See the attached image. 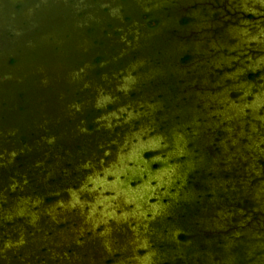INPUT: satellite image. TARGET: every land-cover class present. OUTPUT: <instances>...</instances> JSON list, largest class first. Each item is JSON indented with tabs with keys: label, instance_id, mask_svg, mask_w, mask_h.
I'll list each match as a JSON object with an SVG mask.
<instances>
[{
	"label": "rangeland",
	"instance_id": "obj_1",
	"mask_svg": "<svg viewBox=\"0 0 264 264\" xmlns=\"http://www.w3.org/2000/svg\"><path fill=\"white\" fill-rule=\"evenodd\" d=\"M8 28L19 42L0 43V253L31 238L33 257L0 264L75 263L58 247L69 221L45 214L94 223L74 246L102 235L87 213L111 197L124 232L100 264H264V0H0ZM114 173L133 195L96 182ZM86 246L97 261L103 246Z\"/></svg>",
	"mask_w": 264,
	"mask_h": 264
},
{
	"label": "water",
	"instance_id": "obj_2",
	"mask_svg": "<svg viewBox=\"0 0 264 264\" xmlns=\"http://www.w3.org/2000/svg\"><path fill=\"white\" fill-rule=\"evenodd\" d=\"M138 152H141V150H139ZM138 157H139V154H136L134 156L128 157V160L132 164L142 163V161L138 160ZM120 159L125 160L126 158H120ZM156 166H158V169L160 171L164 168H168V166L166 164H164L163 162L158 163ZM127 172H128V170H127ZM118 175H121V174L120 173H114V179L115 180H114V182H111V183H105L103 180H98L96 182L100 185L107 187L108 189H113V190H115V188L117 186L121 191L122 190L126 191V195H133V193L127 188L126 184L120 185V181L117 179ZM134 175H135V173L132 174V177L130 179H132L134 177ZM155 180L157 181L156 178H155ZM98 184H96V185H98ZM96 185L94 184V186H96ZM112 199H113L112 197L106 199L105 204H97V206H99V209L97 211H93L92 208L95 204L92 205L91 206L92 210H89L87 213V215H88L87 217L92 216V218H96L95 223H98L100 225V227L102 228V230H103V232L101 233L102 235H94V234L87 235V237L85 239L82 238L81 241H79V243L75 242L74 246H72V244L69 241L71 240L73 242V239L82 236L83 234H85V232L87 230L90 231V229H91V233H93L92 228L94 227V225H93L94 223L91 224V222H89L90 221L89 218L87 219V221H85V219L80 220L76 215L74 216V214H71V212H67L63 209H61L62 211L60 214H58V212L56 210H51L50 213L45 214L47 216L51 215L52 220L57 219V218H61L63 220H66V222L69 221V225L67 222L66 230L61 233L64 235H61V234H57V235L65 236L64 238L60 237L59 242L61 240H64V241L68 240L62 245V247L61 246H58V247L64 248L66 246H68V247L71 246V248H73V250H74L73 253H71V255H70V256H73V260L75 259V257L79 256L78 260L76 261L77 263L73 262L72 264H100L102 259L106 258L110 253L109 244L111 243V239H112V241L115 240V238H117V234L119 231L123 234L124 230H122L121 225L124 224L125 217L122 215V216H119L116 218V217L112 216V213L110 212V210H108L109 206H108L107 202L112 200ZM71 201L72 202L70 203L69 207H72V205H73L74 200H71ZM101 203H102V201H101ZM59 208H60V205H55L51 209H59ZM30 220L32 221V223H34L36 221V216H34V214L32 216L30 215ZM34 237L38 238L37 235ZM54 237H57V236L53 235L51 239L55 240L56 238H54ZM28 240H31V238L25 239V240L18 238L13 243L4 244V246L2 247L3 252L0 253V256L2 255V256H4V258H7V257H10L11 255H14L13 254L14 252H18V253L20 252L21 253L20 258H22V259L28 258V257H33V254H32L33 251L29 252L28 250L25 251V250H22V248H21L23 244H26V241L28 242ZM55 241H57V240H55ZM40 242H45V240L44 239L41 240L38 238L36 244H38ZM46 242L49 245L48 240ZM92 243L93 244L98 243V244L102 245L104 248L103 252L100 255H98L97 261L95 260V256L93 255V252L91 250L93 248H91V246L90 247L86 246L87 244H92ZM116 243H118L119 248L123 252L125 249V247L123 245L124 241H119V239H118ZM75 247L76 248L78 247L79 250H82L80 254L76 253ZM84 247H86L87 250H85ZM19 248H21V249L19 250ZM23 251H25V253H22ZM29 254H31V255H29ZM53 255H50V256L48 255V257L45 258L47 261V262H45V264H58L57 263L58 257L57 256L53 257ZM70 256H68V257H70ZM50 259L52 260V262L50 261ZM55 260H56V262H54ZM63 261H64V259L61 260L59 263H62Z\"/></svg>",
	"mask_w": 264,
	"mask_h": 264
},
{
	"label": "trees",
	"instance_id": "obj_3",
	"mask_svg": "<svg viewBox=\"0 0 264 264\" xmlns=\"http://www.w3.org/2000/svg\"><path fill=\"white\" fill-rule=\"evenodd\" d=\"M19 8H20V6L19 5H16V7H15V9H16V11H18L19 10ZM23 26V24L21 25V26H19V29L21 28ZM94 29V28H93ZM34 31L32 30L30 33H33ZM7 39V40H9V42L7 43V44H12L13 43V45H15V46H18V39H13V33H12V31H11V29L10 28H8V29H2L1 31H0V43L2 42V43H4V41H3V39ZM97 40H94V42H96ZM7 42V41H6ZM100 43H101V45H102V40H100L99 41ZM17 53H19V50H18V52ZM94 57V58H93ZM92 58L94 59V62H98V61H100V60H105V58L103 57V56H101V55H99V54H97V55H94ZM17 60L16 59H13V58H9V64H11V63H14V62H16ZM106 61V60H105ZM108 63H110V61H108L107 62V64ZM104 66H106V65H104ZM18 95H24L25 96V94H23V93H21V94H18ZM17 137V136H16ZM19 139L20 140H22V142H25V140H26V137L24 136V135H20L19 136ZM50 147L51 148H53V150L54 149H57V148H59V146H58V144H52V145H50ZM75 148V150L76 149H79V145L78 144H76V146H74ZM58 155L59 156H62L63 154L60 152V153H58ZM145 156H147V154H145ZM27 156H26V154L25 155H23V157H21V156H18L17 157V161H22V163L20 164V167H24V164L27 162ZM46 162H50V160H46ZM19 167V168H20ZM13 169V167H11V170ZM54 180H55V178L53 179H51L49 182H54ZM188 207H186V209L185 210H188L187 209ZM183 236H181L180 235V238H182Z\"/></svg>",
	"mask_w": 264,
	"mask_h": 264
}]
</instances>
